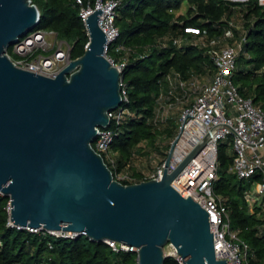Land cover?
Listing matches in <instances>:
<instances>
[{
    "label": "water",
    "instance_id": "obj_1",
    "mask_svg": "<svg viewBox=\"0 0 264 264\" xmlns=\"http://www.w3.org/2000/svg\"><path fill=\"white\" fill-rule=\"evenodd\" d=\"M102 12L85 18L83 54L49 77L15 66L5 54L33 31L37 6L0 0V194L9 199L10 220L124 243L137 248L138 264H164L167 243L184 264H226L215 258L208 213L171 185L209 132L169 170L175 136L161 177L130 184L116 180L91 146L97 128L110 126L107 113L122 104L120 71L103 55Z\"/></svg>",
    "mask_w": 264,
    "mask_h": 264
},
{
    "label": "trees",
    "instance_id": "obj_2",
    "mask_svg": "<svg viewBox=\"0 0 264 264\" xmlns=\"http://www.w3.org/2000/svg\"><path fill=\"white\" fill-rule=\"evenodd\" d=\"M39 10V20L33 30L54 31L57 37L70 44L71 59L83 54L88 42L85 26L78 15L76 0H31ZM186 5L183 13H177ZM239 15L241 27L234 17ZM115 24L119 30L117 42L133 49L122 72L127 101L120 105L125 112L118 124L111 121L115 132L108 146L114 154L112 173L124 171L132 181L147 180L130 165L133 155H147L140 147L145 143L156 149L160 138L172 141L177 126L169 122L154 121L157 97L165 87V76L179 72L184 78L212 75L211 59L202 43L220 39L223 44H233L243 38L232 71V81L239 93L249 98L264 112V7L255 0H120L116 9ZM198 29L197 36L186 31ZM232 38L225 37L226 32ZM183 37L180 46L172 43ZM119 59V54H114ZM174 123V122H173ZM169 125V126H168ZM226 142V143H225ZM224 144L218 145L217 179L214 192L230 212L232 228L249 245L248 264H264V217L261 207L254 205L252 212L243 200V192L252 180L238 179L231 170L232 153H226ZM164 150L170 147L165 146ZM158 151H162L158 149ZM103 156V155H102ZM104 160L105 157L103 156ZM106 162V160H105ZM108 165V164H107ZM8 197L0 194V264H134V252H114L103 241H91L85 235L74 238L51 237L30 232L24 228L6 225ZM51 243V248L48 247ZM164 264H177L166 257Z\"/></svg>",
    "mask_w": 264,
    "mask_h": 264
},
{
    "label": "built area",
    "instance_id": "obj_3",
    "mask_svg": "<svg viewBox=\"0 0 264 264\" xmlns=\"http://www.w3.org/2000/svg\"><path fill=\"white\" fill-rule=\"evenodd\" d=\"M255 1L264 7V0ZM30 3H32L31 0ZM76 3L79 7L78 15L84 26L87 16L96 9L103 10L98 16V25L106 36L103 55L120 71L119 85L122 102L127 101L122 72L133 49L122 42H117L119 30L115 24V15L120 0H76ZM186 31L193 36L198 35L194 43L199 40L203 41L197 28L187 27ZM86 34L88 35L87 30ZM225 37L232 38V34L227 31ZM183 40V37L175 38L172 43L180 46ZM243 40L240 38L233 44H223L220 39L202 43L213 66L211 76L206 74L201 77L191 75L184 78L179 72L166 74V85L161 88L158 94L153 119L156 122H163L167 119L168 112L174 108L179 110V125L176 134L179 136L172 150L169 170L174 169L209 132L210 137L203 147L174 177L171 185L181 196L185 198L190 196L208 213L215 258L216 260L226 259L228 261L226 264H248L249 245L239 236L238 231L232 228L229 210L221 197L214 192L220 141L229 139L232 149L231 170L237 178L247 181L252 178L250 187L243 192V200L250 206L252 202L264 197V158L261 155V150L264 148V112L249 98L243 97L232 81V71L235 68L236 57ZM70 48V44L59 39L54 31L39 29L19 38L5 50V54L17 67L54 77L70 62ZM114 54H119V59H116ZM124 112L125 110L121 106L108 112L110 124L111 121L118 124ZM187 113L193 117L185 118ZM114 135L115 132L110 126L107 128L98 127L96 136L91 143L92 148L101 155L107 154L108 146ZM105 159H108L107 155ZM109 161L113 165V159H109ZM162 169L163 164L148 179H159ZM113 177L121 183L122 181H132L127 173L120 175V172L115 171ZM9 207L8 199L6 225L20 228L10 220ZM250 209L252 212L253 207H249ZM24 229L51 237L74 238L77 236L76 233L67 231L30 227ZM105 243L114 252L137 253V248L124 243L113 240H105ZM48 247L51 248V243ZM163 254L172 257L177 264H184L171 243H167L163 247ZM134 264H138L137 257H135Z\"/></svg>",
    "mask_w": 264,
    "mask_h": 264
},
{
    "label": "rangeland",
    "instance_id": "obj_4",
    "mask_svg": "<svg viewBox=\"0 0 264 264\" xmlns=\"http://www.w3.org/2000/svg\"><path fill=\"white\" fill-rule=\"evenodd\" d=\"M237 1H241V0H237ZM186 5H183L179 10H177V13H183L185 11ZM234 22L236 23L237 26L241 27V20L239 15H237L236 17H234ZM167 121L164 122L162 125L163 126L165 124H167L169 122V120H172L173 122H169V127H178L179 122H178V117H179V110H177L176 108H174L173 110H171L170 112H168L167 114ZM178 129V128H177ZM177 129L175 130V136L177 134ZM224 141V140H223ZM172 141L168 140L167 138H159L157 143H156V149L149 147L148 145H145V143H141L140 147L143 148L144 150H146L147 155H133V157L130 159V165H132L133 167H135L138 171H140L142 174H144L145 177H149L150 175H152L158 167H160L163 162L164 159L167 156L169 147L167 150H164V148H166L165 146H167L168 144H171ZM222 141L219 142V144ZM226 143V142H225ZM224 149L225 152L228 153H232V149H231V144L230 147L227 146L226 144H224ZM158 149L162 150V151H158ZM104 157H108V159L106 160V163L108 164L109 168H114V166L112 164H110L109 159H113L114 154L112 153H108L107 154H103ZM124 171L120 172V175L124 174ZM247 181V180H246ZM250 185L247 187L249 188ZM246 188V189H247ZM262 200H264V197L261 198ZM264 201H262L260 203L259 200L254 201L251 203V205L249 206L250 208L253 207L254 205H259L260 207L264 208ZM251 212V209L249 210ZM230 213V212H229ZM260 216L264 217V210L261 209ZM231 220V226H232V218H230ZM236 230V229H235ZM238 231V230H237ZM239 234V232H238ZM240 236V235H239ZM241 237V236H240Z\"/></svg>",
    "mask_w": 264,
    "mask_h": 264
},
{
    "label": "crops",
    "instance_id": "obj_5",
    "mask_svg": "<svg viewBox=\"0 0 264 264\" xmlns=\"http://www.w3.org/2000/svg\"><path fill=\"white\" fill-rule=\"evenodd\" d=\"M238 27V26H237ZM261 155H262V157L264 158V148H263V150H261ZM259 201H260V203L262 202V201H264V200H262V199H259ZM264 203V202H263ZM259 206V205H258ZM261 209L262 210H264V208H262L261 207Z\"/></svg>",
    "mask_w": 264,
    "mask_h": 264
},
{
    "label": "bare ground",
    "instance_id": "obj_6",
    "mask_svg": "<svg viewBox=\"0 0 264 264\" xmlns=\"http://www.w3.org/2000/svg\"><path fill=\"white\" fill-rule=\"evenodd\" d=\"M187 133V132H186ZM186 139V138H185ZM186 143V142H185ZM182 144V143H181ZM181 144L179 145V148H180V146H181ZM179 148H177V150H179Z\"/></svg>",
    "mask_w": 264,
    "mask_h": 264
}]
</instances>
